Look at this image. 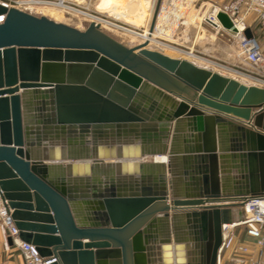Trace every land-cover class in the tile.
<instances>
[{
  "label": "water",
  "instance_id": "1",
  "mask_svg": "<svg viewBox=\"0 0 264 264\" xmlns=\"http://www.w3.org/2000/svg\"><path fill=\"white\" fill-rule=\"evenodd\" d=\"M0 15V197L18 237L49 264H217L233 200L264 192V87L127 47L97 22ZM164 152L152 174L163 162L143 158Z\"/></svg>",
  "mask_w": 264,
  "mask_h": 264
},
{
  "label": "rangeland",
  "instance_id": "2",
  "mask_svg": "<svg viewBox=\"0 0 264 264\" xmlns=\"http://www.w3.org/2000/svg\"><path fill=\"white\" fill-rule=\"evenodd\" d=\"M193 1L194 6L191 5L183 18L185 23H176L170 31L168 30L169 32L164 30V26L163 28L156 26V29L149 34L151 39L148 38L146 47L172 57L191 60L197 65L207 66L245 84L261 87L250 77L258 76L261 72L237 56L233 41L225 34L216 33L205 20H202L207 19L210 5L203 4V0ZM212 1L225 3L229 0ZM120 2L121 0H69L72 8L67 12H49L51 17L44 16L80 30H85L90 24L97 22L102 33L127 47L146 41L141 35H145L147 29L149 31L152 22L159 20L158 15L163 0H128L127 7ZM125 20L139 22V27L132 26ZM250 27L257 40L264 43V27L257 22L251 23ZM126 28L135 33L127 31ZM235 201L233 200L234 204L230 205L232 217L237 216ZM243 239L250 242L249 239L244 238L243 233L237 235V241ZM250 244L251 249H254L252 242ZM229 257L230 252L223 251L221 264H234Z\"/></svg>",
  "mask_w": 264,
  "mask_h": 264
},
{
  "label": "built area",
  "instance_id": "3",
  "mask_svg": "<svg viewBox=\"0 0 264 264\" xmlns=\"http://www.w3.org/2000/svg\"><path fill=\"white\" fill-rule=\"evenodd\" d=\"M193 2V0H163L158 15L159 20L154 23L152 30H155L156 26L161 28L164 26L167 32L176 23H185L183 18ZM0 3L7 8H17L36 16H50L45 13L48 8H57L63 12L72 8L69 0H0ZM206 3L211 6L207 12V19L203 20L216 33L225 34L235 43L237 56L261 72L258 76H249L264 87V45L252 32L251 37L245 34L247 29L250 30V24L253 22L264 27V0H229L225 3L203 0V4ZM220 12L227 16L231 22L230 27H225L219 20L217 14ZM0 16L4 17V15ZM259 109L264 110V103ZM235 205L237 216H231L230 221L221 224V244L218 248L217 264H221L223 251L230 252L229 260L234 264H264V192L243 196ZM10 212L7 200L0 197V222L6 228L12 243L19 248L25 264H49L54 261V258L41 256L35 245L24 242L18 237V229L10 217ZM241 233L244 238L252 242L254 249H251V244L247 240L237 241V235Z\"/></svg>",
  "mask_w": 264,
  "mask_h": 264
},
{
  "label": "crops",
  "instance_id": "4",
  "mask_svg": "<svg viewBox=\"0 0 264 264\" xmlns=\"http://www.w3.org/2000/svg\"><path fill=\"white\" fill-rule=\"evenodd\" d=\"M117 1V0H115ZM120 3L124 4V7L128 6V0H121ZM122 5V4H121ZM128 24L132 25V26H137L139 27V22H134V21H127L125 20ZM125 22V23H126ZM193 23V22H192ZM191 24V23H190ZM129 32L135 33L134 31L130 30V29H126ZM251 30V28H250ZM252 32V30H251ZM264 45V43H263ZM148 94L153 97V99L156 97L157 95V91L154 89H148ZM51 148V152L52 153H57L60 154L61 153V146L58 145H53L50 147ZM132 149V146H131ZM110 151V145H105L104 146V152L105 153H109ZM167 156L168 153L164 152V153H155L153 155H146L143 159L145 161V163L147 164H152V163H156V162H163V164L161 166H152V167H148L149 170H151L152 174H158V172L163 171L165 169V166L167 165V160H163L161 159L162 156ZM81 161V160H79ZM104 163H109V161H111L108 157H106L104 159ZM115 169V168H114ZM137 176H139V171L136 173ZM231 175V179H232V183L234 182V180L238 181L240 178V174L238 173L237 169H233L232 172L230 173ZM88 176H90V171L88 173ZM101 179H104V177H102ZM180 179L179 181H177V185L176 188L172 189V192L174 194V198H183L188 191L186 190V185L185 182L183 181L182 178H178ZM166 205V201L161 202L160 204H158L156 207L157 209H160L162 207H164ZM180 223H184L185 224V217H183L180 221ZM133 231H135L132 229V231L130 232L133 233ZM171 232V239H172V232L173 230H170ZM7 230L6 228L2 225V223L0 222V264H25L23 257L20 253L19 248L13 244L12 242H8L7 241ZM128 264H133V258L131 256V254L128 255Z\"/></svg>",
  "mask_w": 264,
  "mask_h": 264
},
{
  "label": "bare ground",
  "instance_id": "5",
  "mask_svg": "<svg viewBox=\"0 0 264 264\" xmlns=\"http://www.w3.org/2000/svg\"><path fill=\"white\" fill-rule=\"evenodd\" d=\"M208 4H209V3H208ZM209 5L211 6V4H209ZM60 11H62V10L57 9V8H48V9L45 10V13L48 14V15H49V14L51 15V13H49V12H60ZM0 17H2V16H0ZM197 18H199V17H197ZM1 20L3 21V19H0V22H2ZM202 20H203V19H202ZM202 20H201V21H202ZM149 31H150V30H149ZM149 31H148V29H147L146 32H145L146 34H145V35H141L142 38H144V39L146 40V43L149 42V39H148V38L151 39V37L149 36V34H150L153 30L150 31V32H149ZM146 45H147V44H146ZM189 54H190V53H189ZM190 55H191V54H190ZM206 67H207V66H206ZM208 68H209V67H208ZM166 158H167L166 155L161 157V159H163V160H165ZM214 204H219V203H216V202H215Z\"/></svg>",
  "mask_w": 264,
  "mask_h": 264
},
{
  "label": "snow or ice",
  "instance_id": "6",
  "mask_svg": "<svg viewBox=\"0 0 264 264\" xmlns=\"http://www.w3.org/2000/svg\"><path fill=\"white\" fill-rule=\"evenodd\" d=\"M0 19H3V17H0Z\"/></svg>",
  "mask_w": 264,
  "mask_h": 264
},
{
  "label": "flooded vegetation",
  "instance_id": "7",
  "mask_svg": "<svg viewBox=\"0 0 264 264\" xmlns=\"http://www.w3.org/2000/svg\"><path fill=\"white\" fill-rule=\"evenodd\" d=\"M233 183H234V182H233ZM233 183H232V184H233Z\"/></svg>",
  "mask_w": 264,
  "mask_h": 264
}]
</instances>
